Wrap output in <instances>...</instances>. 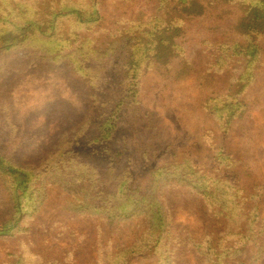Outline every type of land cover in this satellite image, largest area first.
<instances>
[{
	"label": "trees",
	"instance_id": "1",
	"mask_svg": "<svg viewBox=\"0 0 264 264\" xmlns=\"http://www.w3.org/2000/svg\"><path fill=\"white\" fill-rule=\"evenodd\" d=\"M225 1L158 0L153 15L142 21L103 14L101 0H0V57L21 50L29 63L50 62L65 70L87 102L82 112L53 109L60 104L45 110L49 121L64 125L33 164L23 163L18 151L9 156L0 149V180L12 205L0 234L25 240L41 229L67 238L63 253L30 246L34 252L22 249L14 264H185L191 251L199 264L261 261L264 183L258 176L241 169L232 184L199 173L185 158L157 169L151 187L144 188L129 168L119 169L129 152L123 125L138 107L145 71L155 72L168 91L194 73L204 87L201 107L225 136L244 121L243 94L232 88L247 80L246 90L263 66L258 38L264 35V0H246L241 22L229 28L216 18ZM226 32L240 39L221 41ZM105 34L113 39L106 45L100 43ZM197 52L202 54L196 64ZM4 71L0 65V75ZM217 75L226 89L219 94V86L212 88ZM29 129L28 121L14 124L16 131ZM223 157L231 167L237 163ZM185 184L204 201L202 229L178 224L177 208L169 204L165 190ZM25 252L33 254L23 257Z\"/></svg>",
	"mask_w": 264,
	"mask_h": 264
},
{
	"label": "rangeland",
	"instance_id": "2",
	"mask_svg": "<svg viewBox=\"0 0 264 264\" xmlns=\"http://www.w3.org/2000/svg\"><path fill=\"white\" fill-rule=\"evenodd\" d=\"M157 2L158 0H101V9L105 15L145 21L153 15ZM248 4L246 0H226L216 13V18L220 22L225 20L229 24L227 28L232 27L241 22L240 15ZM221 38V41L228 43L235 38L240 39V35L226 32ZM258 39L261 47L259 63L263 66L246 90L243 85L247 80L240 81L232 88L234 92L243 94L241 97L246 104V115L240 125H233L231 135L225 136L219 121L211 119L201 107L200 99L204 87H200L201 84L194 79V73L179 84H172L173 87L168 91L161 88L155 72L145 71L141 78L142 92L138 107L123 125L122 140L126 142L129 152L123 157L119 169L129 168L131 174L140 178L144 188H148L151 187L153 172L157 169L166 165L173 168L180 160L189 158L199 173L234 184L235 176H241L242 169L243 174L248 172L258 176L263 184L264 35ZM101 40L106 45L113 39L105 34L100 37V43ZM201 54L197 52L198 59H194V63L199 62ZM0 65L5 69L4 74L0 75V149L9 156L18 151L23 163L33 164L56 142L57 132L64 125L59 119L49 121L45 110L50 105L60 104L53 109L58 111L76 108L82 112L86 109V95L83 90L74 86L65 70L50 62L29 63L28 55L21 50L10 52L8 57H0ZM205 69V66L200 69V76L204 79L207 77ZM244 70L246 69L243 66L237 74ZM228 72L230 71L224 75H228ZM217 78L220 76L217 75ZM222 81L217 79V83L212 85V88L219 86L215 89L218 94L226 90L225 85H220ZM33 114L36 116L32 117ZM26 121L29 130H14V124L20 126ZM34 129H37V133H34L37 137L32 139L29 134ZM22 141L31 143L21 146ZM223 154L230 155L237 161L234 167L226 162ZM241 163L244 164L240 165ZM182 172L180 169V174ZM188 189L189 185L185 184L183 187L171 186L165 192L170 206L177 208L178 224L202 229L204 225L201 219L207 220L204 201L193 197ZM11 207L8 191L0 180V230ZM52 213L47 214V220ZM199 234L203 235L201 231ZM65 240L67 238L58 239L53 232L41 229H37L25 240L0 234V264H14L17 255H21L24 248L34 252V249L48 247L49 250H62L63 253ZM33 252H25L22 256L28 257ZM186 257L185 264H199V258L194 251L188 252ZM144 263L146 262L143 260L135 262ZM258 264H264V254Z\"/></svg>",
	"mask_w": 264,
	"mask_h": 264
}]
</instances>
